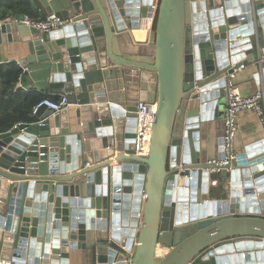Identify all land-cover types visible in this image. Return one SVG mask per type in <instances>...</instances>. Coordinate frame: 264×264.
Segmentation results:
<instances>
[{
    "label": "water",
    "instance_id": "obj_1",
    "mask_svg": "<svg viewBox=\"0 0 264 264\" xmlns=\"http://www.w3.org/2000/svg\"><path fill=\"white\" fill-rule=\"evenodd\" d=\"M40 2L72 23L5 22L0 42L18 33L20 65L49 62L70 106L0 138V264H68L80 249L99 264H264V139L225 166L202 142L234 70L264 74V0ZM139 102L157 104L145 156Z\"/></svg>",
    "mask_w": 264,
    "mask_h": 264
},
{
    "label": "crops",
    "instance_id": "obj_2",
    "mask_svg": "<svg viewBox=\"0 0 264 264\" xmlns=\"http://www.w3.org/2000/svg\"><path fill=\"white\" fill-rule=\"evenodd\" d=\"M36 6L40 8V13L47 14L40 0H30ZM64 17H68L66 13H58ZM19 17L11 18L5 23L12 25L14 28L17 22H13ZM151 28H146L143 33V39L139 47L148 48L146 45L150 39ZM3 38L0 42V64L8 63L11 61L20 62L29 53L27 46L21 41L18 33H14L12 39H8V33L2 34ZM134 38V36H133ZM135 41V38H134ZM245 59H242V61ZM245 62V61H243ZM20 64V63H19ZM245 64V63H244ZM235 88L244 95L251 96L255 94L261 85L264 83V74L259 70V65L255 63H246L243 69H238L232 79ZM18 87L25 90L30 88H37L54 95L60 96L65 94L61 89H52L50 87V63L49 62H35L29 64L28 70H25V75L21 77V81L18 83ZM224 90V97L220 98L219 106V118L224 119L227 108V96L226 89ZM225 132L224 123L222 122H209L204 126L203 130V145L205 149L206 159L214 158L220 150L218 140L223 137ZM10 133V132H9ZM264 139V120L251 110H242L238 114V132L235 139V151L239 154L245 151V147L255 142ZM213 181V180H212ZM217 184V183H216ZM239 238H236L238 240ZM253 252H259L258 249L252 250ZM132 251H127L131 254ZM199 260L194 261L192 264H198ZM68 264H99L95 260L88 250H72L70 253Z\"/></svg>",
    "mask_w": 264,
    "mask_h": 264
},
{
    "label": "built area",
    "instance_id": "obj_3",
    "mask_svg": "<svg viewBox=\"0 0 264 264\" xmlns=\"http://www.w3.org/2000/svg\"><path fill=\"white\" fill-rule=\"evenodd\" d=\"M151 7L153 8V15L149 19L151 22H153L157 4L153 3ZM13 22H22L30 27L39 29L41 32L49 33L71 24L72 18L64 17L58 13H50L47 14L43 19H34L27 15H23L18 19H15ZM2 24L3 23H0V26ZM244 67L245 64H241L238 69H243ZM25 70H28V67L24 68V71ZM236 70L237 69H235L234 73L230 75L228 88H226L227 108L224 117L225 132L222 137V144L220 146L223 158L217 160L219 166L228 165L237 159L238 153L235 151L234 143L238 132L239 112L242 110H251L255 112L261 120H264V83L255 94L251 96H244L238 91L237 88H235L232 82ZM69 106L70 103L67 96L65 94H61L58 100L45 98L38 102L33 108V114H40L43 107L50 108L54 110V112H60ZM156 112V103L139 102L137 105L135 144L137 147V152L141 156H145L149 152ZM38 124L44 125L45 123L43 120H40ZM28 126L29 125L21 126L20 124L16 125L15 127H19L20 130L24 132ZM217 171H219V169ZM216 183L217 181H212V184L216 185ZM143 199H145L144 195Z\"/></svg>",
    "mask_w": 264,
    "mask_h": 264
},
{
    "label": "trees",
    "instance_id": "obj_4",
    "mask_svg": "<svg viewBox=\"0 0 264 264\" xmlns=\"http://www.w3.org/2000/svg\"><path fill=\"white\" fill-rule=\"evenodd\" d=\"M30 0H0V21L27 15L43 19L47 14ZM24 68L16 61L0 64V138L7 135L16 125L25 126L38 123L39 114H33L34 106L45 98L58 100L52 93L18 87Z\"/></svg>",
    "mask_w": 264,
    "mask_h": 264
},
{
    "label": "rangeland",
    "instance_id": "obj_5",
    "mask_svg": "<svg viewBox=\"0 0 264 264\" xmlns=\"http://www.w3.org/2000/svg\"><path fill=\"white\" fill-rule=\"evenodd\" d=\"M190 64H191V61H190V57L188 56V57H187V68H190ZM219 121H220V122L223 121V123H224V119L222 120V119H220V118L218 117V122H219ZM182 231L184 232V231H185V228H184V230H182ZM183 232H182V233H183ZM185 233H186V232H185ZM185 233H183V234H185ZM183 234H182V235H183Z\"/></svg>",
    "mask_w": 264,
    "mask_h": 264
},
{
    "label": "bare ground",
    "instance_id": "obj_6",
    "mask_svg": "<svg viewBox=\"0 0 264 264\" xmlns=\"http://www.w3.org/2000/svg\"><path fill=\"white\" fill-rule=\"evenodd\" d=\"M157 254L163 256L165 254V249L162 246H159L157 249Z\"/></svg>",
    "mask_w": 264,
    "mask_h": 264
}]
</instances>
